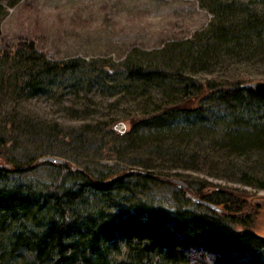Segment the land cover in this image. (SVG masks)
<instances>
[{
  "label": "rangeland",
  "instance_id": "rangeland-1",
  "mask_svg": "<svg viewBox=\"0 0 264 264\" xmlns=\"http://www.w3.org/2000/svg\"><path fill=\"white\" fill-rule=\"evenodd\" d=\"M228 1L234 3V17L241 15L242 5L262 6L260 0H19L6 5L0 23V161L41 159L18 176L34 183L63 178V168L42 160L52 157L96 175L150 170L192 187L210 184L238 194L243 211L251 208L252 229L264 236V141L261 147L235 149L225 138L226 107L208 99L203 100L210 107L206 121L180 115L171 133L156 127L152 117L184 99L185 89L191 91L185 76L202 83H226L243 74L249 81L264 80L259 53L245 58L221 45L202 50L217 18L212 8ZM24 43L49 60L80 58V65L38 92H20L18 68L4 54ZM135 65L175 76L145 82L129 75ZM10 69L13 77L6 86L1 73ZM249 106L235 128L264 127V104ZM175 183L147 180L137 196L173 208L183 201ZM118 242L115 263L126 248L124 240ZM0 264L17 263L0 259Z\"/></svg>",
  "mask_w": 264,
  "mask_h": 264
},
{
  "label": "trees",
  "instance_id": "trees-1",
  "mask_svg": "<svg viewBox=\"0 0 264 264\" xmlns=\"http://www.w3.org/2000/svg\"><path fill=\"white\" fill-rule=\"evenodd\" d=\"M4 1L0 0V23L6 5L13 6L19 0ZM260 4V8L242 5L243 12L237 17L231 14H236L232 1L212 8L217 18L207 29L202 50L221 45L229 54L264 56V0ZM13 52L4 56L18 68L15 87L20 92L28 90L29 94L80 65V58L49 60L26 43ZM10 72L11 69L2 71L3 85L7 86L13 77ZM128 73L145 82L175 76L140 65L130 67ZM185 77L191 91L185 89L184 99L152 115L156 127L171 133L173 122L180 115L206 121L210 107H204L203 100L208 99L226 107L227 118L223 119L230 126L225 138L235 149L263 146L264 127L260 124L249 129L234 127L240 125L237 120L245 119V107L264 104V95L247 85V75H237L226 83H202ZM5 158L0 161L1 260L17 264H112L113 251L120 248L118 240H124L123 257L113 264H264V236L252 229L251 208L243 211L240 196L224 188L210 184L192 187L150 170L123 169L96 175L68 160L46 157L42 159L45 163L65 170L63 178L34 183L18 176L35 168L41 159ZM147 180L176 182L183 201L168 208L139 198L138 186L142 189ZM127 194H133V198ZM185 202L193 206H186Z\"/></svg>",
  "mask_w": 264,
  "mask_h": 264
},
{
  "label": "water",
  "instance_id": "water-1",
  "mask_svg": "<svg viewBox=\"0 0 264 264\" xmlns=\"http://www.w3.org/2000/svg\"><path fill=\"white\" fill-rule=\"evenodd\" d=\"M247 85L252 86L258 93L264 95V80L250 81ZM46 158L51 159L52 157H46ZM52 159L58 160L57 158H52ZM212 206L217 208L215 205Z\"/></svg>",
  "mask_w": 264,
  "mask_h": 264
}]
</instances>
